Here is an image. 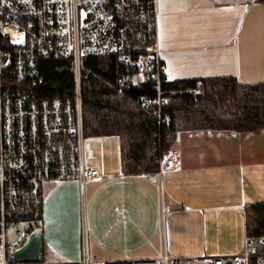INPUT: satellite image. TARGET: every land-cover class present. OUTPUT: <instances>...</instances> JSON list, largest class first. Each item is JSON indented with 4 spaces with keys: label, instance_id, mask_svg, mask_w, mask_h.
Returning <instances> with one entry per match:
<instances>
[{
    "label": "crops",
    "instance_id": "0c3cea01",
    "mask_svg": "<svg viewBox=\"0 0 264 264\" xmlns=\"http://www.w3.org/2000/svg\"><path fill=\"white\" fill-rule=\"evenodd\" d=\"M158 7L170 81H264V1L158 0ZM173 140L177 169L132 174L123 170L118 135L86 136V162L101 176L44 184V253L55 262L78 261L85 245L94 260L237 254L249 233L247 208L264 203V129L181 123Z\"/></svg>",
    "mask_w": 264,
    "mask_h": 264
},
{
    "label": "built area",
    "instance_id": "2783aa9c",
    "mask_svg": "<svg viewBox=\"0 0 264 264\" xmlns=\"http://www.w3.org/2000/svg\"><path fill=\"white\" fill-rule=\"evenodd\" d=\"M158 0H0V264H264V228L247 233L234 255L94 260L86 245L76 262L12 261L43 222L47 181L98 179L86 162L81 74L85 56H109L115 70L99 75L119 94L145 89L135 100L154 110L159 124L164 105L189 90L170 82L158 46ZM42 57L67 58L75 73L74 97L38 96L22 80L42 82ZM91 72V70H88ZM155 134V133H154ZM156 145V142L152 140ZM179 154L169 147L158 157L157 174L178 168Z\"/></svg>",
    "mask_w": 264,
    "mask_h": 264
},
{
    "label": "trees",
    "instance_id": "16d2710c",
    "mask_svg": "<svg viewBox=\"0 0 264 264\" xmlns=\"http://www.w3.org/2000/svg\"><path fill=\"white\" fill-rule=\"evenodd\" d=\"M110 59L105 55L84 57L85 68L81 74L83 130L86 136L91 137L118 135L122 141L125 172L157 173L158 157L174 141L178 115L189 120L191 115L198 114V123L204 129L244 133L264 129V81L242 83L232 75L170 81L164 86L176 90L199 87L200 92L196 95L188 92L173 95L162 111V117H169L170 123L159 124L155 111L143 109L135 100L145 93V89L132 88L125 94H119L99 77L102 74L113 75L115 66ZM39 72L43 81L32 83L22 80L26 89L38 96L74 97L75 73L69 59L42 57ZM246 216L255 222V226L248 224V232L260 233L264 228V203L250 205Z\"/></svg>",
    "mask_w": 264,
    "mask_h": 264
},
{
    "label": "water",
    "instance_id": "95a60500",
    "mask_svg": "<svg viewBox=\"0 0 264 264\" xmlns=\"http://www.w3.org/2000/svg\"><path fill=\"white\" fill-rule=\"evenodd\" d=\"M42 230L33 231L27 241L19 249L14 250L8 256L12 261L36 262L43 259ZM76 264V263H73Z\"/></svg>",
    "mask_w": 264,
    "mask_h": 264
},
{
    "label": "rangeland",
    "instance_id": "374dc122",
    "mask_svg": "<svg viewBox=\"0 0 264 264\" xmlns=\"http://www.w3.org/2000/svg\"><path fill=\"white\" fill-rule=\"evenodd\" d=\"M199 121H200V116L198 114L191 115V118L189 120L184 119L181 115H178V117L176 119V122H175V126L180 127L181 123H183V124H192V123H196V122H199ZM121 144H122V141H121ZM121 151H122V148H121ZM80 209H81V214L84 215L85 211H86V203H85L84 199L82 200V204H81ZM249 226L250 227L251 226H255V222H254V220L251 217L249 218ZM42 255H43V260L44 261L55 262L54 261L55 259L50 258L47 253H44V251H43Z\"/></svg>",
    "mask_w": 264,
    "mask_h": 264
}]
</instances>
